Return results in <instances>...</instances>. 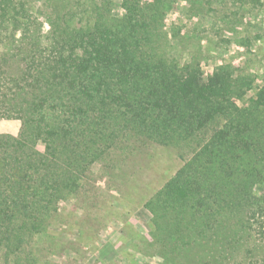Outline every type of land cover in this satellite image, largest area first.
<instances>
[{
  "label": "trees",
  "instance_id": "trees-1",
  "mask_svg": "<svg viewBox=\"0 0 264 264\" xmlns=\"http://www.w3.org/2000/svg\"><path fill=\"white\" fill-rule=\"evenodd\" d=\"M119 1L114 16L113 0H0V119L21 122L17 137L0 134V262L19 264L30 234L102 156L131 141L178 147L208 129L155 193L157 229L184 254L219 233L264 235V191L253 193L264 180V90L245 100L249 76L218 66L203 79L198 62L162 58L172 1ZM212 1L188 0L195 17Z\"/></svg>",
  "mask_w": 264,
  "mask_h": 264
},
{
  "label": "rangeland",
  "instance_id": "rangeland-1",
  "mask_svg": "<svg viewBox=\"0 0 264 264\" xmlns=\"http://www.w3.org/2000/svg\"><path fill=\"white\" fill-rule=\"evenodd\" d=\"M152 1L142 0V7ZM170 1L158 27L162 58L181 66L198 62L203 79L218 66H229L233 77L249 76L252 83L245 100L264 90V0L235 5L231 0L222 4L213 0L197 17L188 0ZM120 4L113 0L114 16L123 13ZM233 12L238 15L231 21L226 13ZM20 131L19 120L0 119V134L17 137ZM210 133L208 129L178 147L152 142L138 146L131 141L126 154L119 150L102 156L80 188L65 193L53 216L30 234L19 264H264V235L249 227L246 236L219 233L187 254L173 250L164 241L163 229H157L165 219L158 218L155 193ZM262 191L264 180L253 193ZM236 224L233 230L242 229Z\"/></svg>",
  "mask_w": 264,
  "mask_h": 264
}]
</instances>
